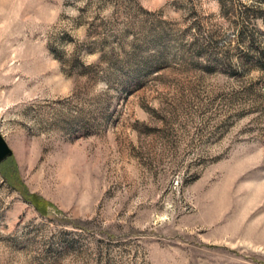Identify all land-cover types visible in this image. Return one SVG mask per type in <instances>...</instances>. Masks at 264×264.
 I'll return each mask as SVG.
<instances>
[{
  "label": "rangeland",
  "instance_id": "obj_1",
  "mask_svg": "<svg viewBox=\"0 0 264 264\" xmlns=\"http://www.w3.org/2000/svg\"><path fill=\"white\" fill-rule=\"evenodd\" d=\"M0 134V264H264V0H0Z\"/></svg>",
  "mask_w": 264,
  "mask_h": 264
},
{
  "label": "water",
  "instance_id": "obj_2",
  "mask_svg": "<svg viewBox=\"0 0 264 264\" xmlns=\"http://www.w3.org/2000/svg\"><path fill=\"white\" fill-rule=\"evenodd\" d=\"M11 156H12V151L8 147L3 136L0 134V164L5 162Z\"/></svg>",
  "mask_w": 264,
  "mask_h": 264
},
{
  "label": "trees",
  "instance_id": "obj_3",
  "mask_svg": "<svg viewBox=\"0 0 264 264\" xmlns=\"http://www.w3.org/2000/svg\"><path fill=\"white\" fill-rule=\"evenodd\" d=\"M32 202L35 204V206L38 208V209H40L41 211H42V213H43V210H42V208H41V201H39V200H36V199H32Z\"/></svg>",
  "mask_w": 264,
  "mask_h": 264
}]
</instances>
